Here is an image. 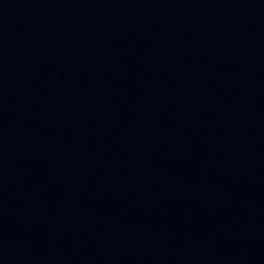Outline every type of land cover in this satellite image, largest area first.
Segmentation results:
<instances>
[{
  "label": "water",
  "instance_id": "1",
  "mask_svg": "<svg viewBox=\"0 0 264 264\" xmlns=\"http://www.w3.org/2000/svg\"><path fill=\"white\" fill-rule=\"evenodd\" d=\"M0 264H264V0H0Z\"/></svg>",
  "mask_w": 264,
  "mask_h": 264
}]
</instances>
